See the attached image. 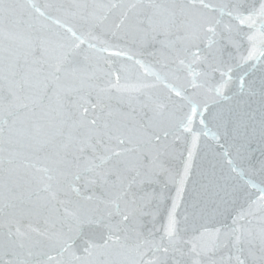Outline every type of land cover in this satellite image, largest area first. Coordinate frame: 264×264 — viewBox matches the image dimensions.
<instances>
[{"label": "snow or ice", "instance_id": "6c2138e0", "mask_svg": "<svg viewBox=\"0 0 264 264\" xmlns=\"http://www.w3.org/2000/svg\"><path fill=\"white\" fill-rule=\"evenodd\" d=\"M0 264H264V0H0Z\"/></svg>", "mask_w": 264, "mask_h": 264}, {"label": "water", "instance_id": "95a60500", "mask_svg": "<svg viewBox=\"0 0 264 264\" xmlns=\"http://www.w3.org/2000/svg\"><path fill=\"white\" fill-rule=\"evenodd\" d=\"M36 2H41V0H36ZM106 55V54H105ZM116 65L119 66L120 64H126L129 68L130 74L133 76L136 75L139 72V69L134 65V62L127 61L124 58H114ZM197 165L199 166L201 163H204L203 160V152H201L200 156L197 158L196 161Z\"/></svg>", "mask_w": 264, "mask_h": 264}]
</instances>
